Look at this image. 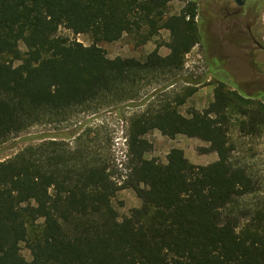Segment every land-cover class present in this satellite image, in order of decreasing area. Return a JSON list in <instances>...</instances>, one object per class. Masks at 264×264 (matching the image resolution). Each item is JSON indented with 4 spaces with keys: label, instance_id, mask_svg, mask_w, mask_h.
<instances>
[{
    "label": "trees",
    "instance_id": "trees-1",
    "mask_svg": "<svg viewBox=\"0 0 264 264\" xmlns=\"http://www.w3.org/2000/svg\"><path fill=\"white\" fill-rule=\"evenodd\" d=\"M172 1L0 0V147L158 85L128 118L121 157L82 133L72 143H27L0 160V264H264V184L236 158L231 138L237 116L242 133L260 131L264 100L220 79L213 109L183 111L197 82L179 92L169 86L203 31L196 2L181 0L171 14ZM162 30L170 41L141 57L110 58L101 46L126 36L144 46ZM162 46L168 54H159ZM155 131L200 136L218 159L195 164L180 148L166 162L149 158ZM121 189L141 199L123 216L114 204Z\"/></svg>",
    "mask_w": 264,
    "mask_h": 264
},
{
    "label": "rangeland",
    "instance_id": "rangeland-1",
    "mask_svg": "<svg viewBox=\"0 0 264 264\" xmlns=\"http://www.w3.org/2000/svg\"><path fill=\"white\" fill-rule=\"evenodd\" d=\"M196 1L199 2L200 0ZM223 2L224 0H217V3L220 5ZM218 4H210L204 0L198 5V11L203 16L209 15L213 19L219 20L221 18V11ZM185 5L186 2L181 0L172 1L170 4L171 14L179 13ZM59 32L71 39H77L86 45L92 42L88 35H76L66 28H61ZM159 41H170V32L162 30L160 37L140 47H136L128 36L117 42L102 43L101 46L110 58L118 56L141 57L156 50ZM20 49L25 50V46L21 44ZM241 50L230 42L224 43L221 47L215 39L208 38L203 32V39L187 54L184 68L172 78V81L175 80V82L169 86V90L179 92L183 86L187 85L186 81L197 82V84H192L196 87V92L182 108L183 111H187L188 109L199 111L213 109L215 93L218 90V80L220 79L226 81L229 89L232 90H237L235 85L239 82L251 86L250 80L254 74V70L247 62L249 58L246 57V60L244 58L243 53L247 55V51ZM158 51L160 55H166L169 49L166 46H162L158 48ZM256 61L258 62L257 66L264 74L263 51H257ZM155 87H158V85L154 84L141 88L138 98L123 102L120 106L113 105L95 112H83L70 122L34 126L1 146L0 160L14 156L27 143L49 139L54 136L71 141L72 143L82 133H85L86 137L95 146L105 147L107 148L105 149L106 151H111L121 157L127 151L128 118L133 111L145 108L144 103L154 92ZM261 88L264 90V85ZM250 97L264 100V94L260 92ZM241 120H243L242 116L233 117L231 138L235 144L234 155L243 164L247 165L250 171L255 173L264 184V125L257 133H242L239 130ZM70 133L74 137L68 138ZM148 138L153 143V149L147 153V157L156 158L161 162H166V157L173 148L183 149L186 157L191 162L199 165H211L218 159L216 152L209 151L211 142L197 135H177L171 139L162 135L159 131H155ZM213 154L215 155L214 159ZM114 204L120 216H123L131 208L139 206L141 199L137 197L133 190L121 189L114 199ZM21 248L22 254L28 260H31L32 256L29 249L24 244H22Z\"/></svg>",
    "mask_w": 264,
    "mask_h": 264
},
{
    "label": "flooded vegetation",
    "instance_id": "flooded-vegetation-1",
    "mask_svg": "<svg viewBox=\"0 0 264 264\" xmlns=\"http://www.w3.org/2000/svg\"><path fill=\"white\" fill-rule=\"evenodd\" d=\"M197 5H200L196 0ZM218 4L217 0H205ZM221 18L213 19L209 15L203 16L198 12L197 20L202 31L208 38H213L222 47L224 43H232L243 53L244 58L253 67L254 74L250 80V85L246 83L236 84L237 91L245 96H253L255 93H263L264 74L257 66V51L264 52V0H224L220 5ZM210 34V35H209ZM242 51V50H241ZM256 91V92H255Z\"/></svg>",
    "mask_w": 264,
    "mask_h": 264
},
{
    "label": "crops",
    "instance_id": "crops-1",
    "mask_svg": "<svg viewBox=\"0 0 264 264\" xmlns=\"http://www.w3.org/2000/svg\"><path fill=\"white\" fill-rule=\"evenodd\" d=\"M215 158V155L213 154V159ZM217 160V159H216Z\"/></svg>",
    "mask_w": 264,
    "mask_h": 264
}]
</instances>
